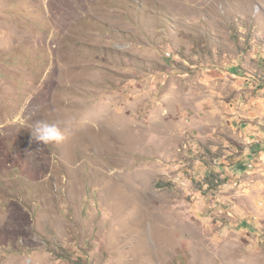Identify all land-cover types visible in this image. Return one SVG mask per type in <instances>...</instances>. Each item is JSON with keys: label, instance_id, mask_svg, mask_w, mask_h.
Segmentation results:
<instances>
[{"label": "rangeland", "instance_id": "rangeland-1", "mask_svg": "<svg viewBox=\"0 0 264 264\" xmlns=\"http://www.w3.org/2000/svg\"><path fill=\"white\" fill-rule=\"evenodd\" d=\"M0 264H264V0H0Z\"/></svg>", "mask_w": 264, "mask_h": 264}, {"label": "bare ground", "instance_id": "bare-ground-1", "mask_svg": "<svg viewBox=\"0 0 264 264\" xmlns=\"http://www.w3.org/2000/svg\"><path fill=\"white\" fill-rule=\"evenodd\" d=\"M2 222H3V221H2ZM6 223H7V222H6ZM6 223H5V224H6ZM5 227H6V226H5ZM6 230H7V228H6Z\"/></svg>", "mask_w": 264, "mask_h": 264}]
</instances>
